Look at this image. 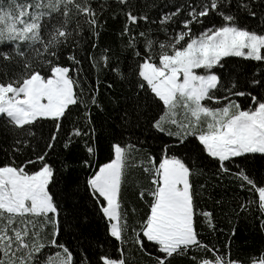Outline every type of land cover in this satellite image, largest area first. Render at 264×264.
I'll return each mask as SVG.
<instances>
[{
  "label": "snow or ice",
  "instance_id": "snow-or-ice-1",
  "mask_svg": "<svg viewBox=\"0 0 264 264\" xmlns=\"http://www.w3.org/2000/svg\"><path fill=\"white\" fill-rule=\"evenodd\" d=\"M151 7L0 0V264H264V245L233 253L234 225L220 247L209 239L224 202L210 194L208 209V188L194 179L210 167L213 187L246 193L230 213L264 233V176L249 168L264 160V24L245 22L264 17V0H175L155 15ZM106 12L119 28L101 45ZM85 59L94 82L81 74ZM102 84L108 103L120 104L117 85L124 103L121 134L98 163ZM142 124L150 135L133 142ZM78 147L111 242V251L98 244L95 260L61 240L68 221L53 161Z\"/></svg>",
  "mask_w": 264,
  "mask_h": 264
},
{
  "label": "trees",
  "instance_id": "trees-1",
  "mask_svg": "<svg viewBox=\"0 0 264 264\" xmlns=\"http://www.w3.org/2000/svg\"><path fill=\"white\" fill-rule=\"evenodd\" d=\"M98 2H102V0H98ZM109 2L111 3L112 0H109ZM133 2L137 3L141 8H143L145 3L151 5L154 2L155 7H151L149 11L155 15L161 5H164L165 3H174L175 0H133ZM103 20H107V25L101 30V45L105 42L111 41L119 28V24L111 19L110 13L106 12L102 18V21ZM122 20L123 17H121V22ZM245 22L255 28L260 24H264V17L258 20L247 18ZM89 39H91L90 34ZM87 50L91 51L90 48ZM80 55L83 56L84 52H80ZM81 74L87 75L90 80L93 82L95 81V71L90 67L87 59L84 60L83 71ZM123 91L124 90L117 85L112 95L116 96L117 100L120 101V104H110L107 99L109 92L103 84L101 85V93L105 97V111L103 113H98L93 109V116L96 118L98 130L101 135L97 160L98 163L106 161L108 142L113 136H119L121 134V121L117 117L119 114L118 109L124 103L122 99ZM73 118H75V112ZM144 128H146V125L142 124L141 128L136 129L135 134L131 137L133 142L137 139L143 141L150 135L146 131H143ZM126 136L127 133H125V137ZM148 143L152 145L153 149L158 150L159 141H154L149 138ZM0 147H6V145L3 144L2 137H0ZM189 147H192V145H189ZM154 154L156 153L154 152ZM3 155L4 153L0 151V158H3ZM82 155V148L78 147L73 150L71 155L66 152H60L59 157L54 158L53 162L58 168L57 183L54 191L58 195L61 206L65 209L64 215L68 221V223L64 225L61 240L68 243L78 256L81 254L82 250H85L87 251L88 256L95 260L96 253L100 250L98 244H103L105 249L111 251V242L108 241L105 243L108 239L105 223L101 220L85 190V172L80 165V157ZM62 161L67 165L66 167L62 166ZM249 168L253 175L264 176V160H261L259 157L249 164ZM131 178L135 179V174H133ZM194 179L197 182V187H199V184H206L208 188V191L204 194V200L207 201L208 209L215 207L212 200L208 199L210 194L213 199H222L224 202L223 213L220 208H216L219 221V231L212 236H209V239L217 244V247L226 243L228 230L233 225L237 227V234L233 239L232 246L234 254L239 249V254L244 256L254 249L260 248L264 245V233H261L258 230V220L252 217L245 218L243 216L237 218L230 213V210L236 207L233 202V197L239 196L243 198L247 195L246 193L240 192L235 185L226 182L218 183L216 187H213L215 177L213 176L210 167L204 169V175L195 177ZM224 213H228V215H224ZM177 264H179V261Z\"/></svg>",
  "mask_w": 264,
  "mask_h": 264
}]
</instances>
